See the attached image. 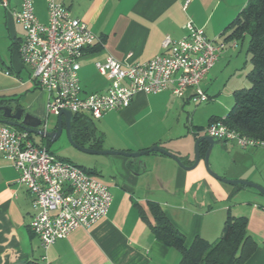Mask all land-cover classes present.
Returning <instances> with one entry per match:
<instances>
[{
    "label": "crops",
    "instance_id": "0c3cea01",
    "mask_svg": "<svg viewBox=\"0 0 264 264\" xmlns=\"http://www.w3.org/2000/svg\"><path fill=\"white\" fill-rule=\"evenodd\" d=\"M31 1L37 19L46 22L47 0ZM60 1L100 39L79 60L82 95L108 85L97 72L95 61L107 54L122 64L148 61L162 51L165 36L183 38L184 25L191 20L208 38L225 44L201 81L211 99L215 90L210 91L208 85L234 53L232 44L226 49V27L248 0H188L185 6L186 0ZM20 5L21 0H8L7 7L0 5V96L11 99L13 108L21 106L24 112L45 121L48 130L47 119L53 115L46 110L48 94L30 76L16 48L25 35L12 14ZM242 50L249 67L247 45H242ZM171 87L154 94L137 93L128 107L97 119L99 129L93 122L95 134L102 137L99 149L138 152L159 145L181 157L185 165L192 164V145L204 134L200 129L218 115L210 114L205 124L197 121V106L202 103L176 97ZM36 137L33 135L36 143L49 149L51 141ZM81 146L90 147L89 141ZM200 147L205 149V145ZM209 166L222 178L243 179L264 187V148L242 149L233 142L219 141L211 150ZM86 168L93 169L90 174L108 186L112 195L108 212L92 226L76 228L45 250L29 228L31 195L17 182L19 174L12 163L0 156V264H179V252L160 242L139 214L141 207L152 221L148 201L161 206L187 244L196 235L215 242L228 212L245 216L247 233L255 240L256 249L244 264H264V196L252 187L230 185L211 176L202 158L187 170L158 152L138 158L106 154L98 164Z\"/></svg>",
    "mask_w": 264,
    "mask_h": 264
},
{
    "label": "built area",
    "instance_id": "2783aa9c",
    "mask_svg": "<svg viewBox=\"0 0 264 264\" xmlns=\"http://www.w3.org/2000/svg\"><path fill=\"white\" fill-rule=\"evenodd\" d=\"M0 5L7 7L8 0H0ZM12 14L25 32L17 48L21 62L47 92L46 110L53 115L68 110L99 119L109 111L128 107L139 92L154 94L169 86L178 98L196 105L204 103L209 96L201 81L225 47L224 42L208 38L201 27L188 20L186 35L179 40L165 36L162 51L148 61L122 64L111 54L95 61L97 72L108 85L82 95L79 60L88 47L100 42L87 23L72 17L60 0H47L46 22L37 19L31 0H21L20 8ZM232 45H237L236 41ZM203 133L242 149L264 148L263 140L230 129L223 117L210 122ZM0 156L12 163L19 174L17 182L31 195L29 228L43 249L107 214L112 201L108 186L82 167L35 144L26 131L0 124Z\"/></svg>",
    "mask_w": 264,
    "mask_h": 264
},
{
    "label": "trees",
    "instance_id": "16d2710c",
    "mask_svg": "<svg viewBox=\"0 0 264 264\" xmlns=\"http://www.w3.org/2000/svg\"><path fill=\"white\" fill-rule=\"evenodd\" d=\"M226 30H229L226 40L235 41L248 36L250 68L246 72L248 86L232 91L233 103L223 116L224 122L230 129L264 141V0H248L228 23ZM10 100L0 96V105H11ZM219 118L222 117L212 116L209 123ZM94 131L91 118L73 114L71 137L74 142L84 145L89 141L91 148L99 149L102 137ZM28 134L34 141L33 134ZM34 143L39 145L35 141ZM80 167L87 173H94L93 169ZM147 208L152 221L147 219L144 210L139 207L141 218L147 221L151 232L160 242L179 252V264H244L256 249L255 240L247 233L245 216H233L228 212L221 234L215 242L196 235L187 244L185 236L174 226L158 203L148 201Z\"/></svg>",
    "mask_w": 264,
    "mask_h": 264
},
{
    "label": "water",
    "instance_id": "95a60500",
    "mask_svg": "<svg viewBox=\"0 0 264 264\" xmlns=\"http://www.w3.org/2000/svg\"><path fill=\"white\" fill-rule=\"evenodd\" d=\"M1 117L0 123L6 124L12 128H20L27 133L39 136L42 139H48L49 141H54L58 135L62 132L63 129L66 130L67 135L69 137V141L72 146L75 148L89 154H98V155H106V154H120L131 158H138L143 154L148 152H158L162 154H166L172 157L181 167L189 170L194 168L199 160L202 158L206 171L216 179L220 181L230 184V185H244L249 186L256 189L264 196V187L243 179H226L217 175L209 166V156L211 154V150L213 146L219 143L218 138H214L210 135L203 134L199 136L194 143V153H193V163L190 165H185L183 159L178 155L166 150L165 148L159 145H153L152 147L138 151V152H130V151H121L114 149H96L91 147H85L77 144L71 137V121L73 114L68 110H61L57 115L56 128L52 131H48L45 127V121H42L40 118L24 112L21 106H17L13 108L10 104L0 105ZM201 145H205V149H201ZM20 264V263H19Z\"/></svg>",
    "mask_w": 264,
    "mask_h": 264
},
{
    "label": "rangeland",
    "instance_id": "374dc122",
    "mask_svg": "<svg viewBox=\"0 0 264 264\" xmlns=\"http://www.w3.org/2000/svg\"><path fill=\"white\" fill-rule=\"evenodd\" d=\"M234 40H227V48ZM237 45L233 47L229 63L223 67L219 72L218 77L208 85L210 91L215 90L214 97L207 102L198 105V113H196L197 121H202L204 124L210 114L224 116L227 110L232 106L233 98L231 91L236 88L247 87L248 80L246 72L249 70L248 63L244 61V50L240 48L247 45L248 36L235 40ZM236 68V69H235ZM57 121L56 115H50L47 119L48 131H52ZM96 129L100 128V121L93 119ZM203 129H200L203 132ZM35 138L36 135H35ZM195 143V141H194ZM194 143L192 145V152L194 153ZM49 150L55 156H62L68 158L71 162L77 163L84 167L94 166L103 155L85 153L71 145L69 137L65 129L58 135V137L49 143Z\"/></svg>",
    "mask_w": 264,
    "mask_h": 264
}]
</instances>
